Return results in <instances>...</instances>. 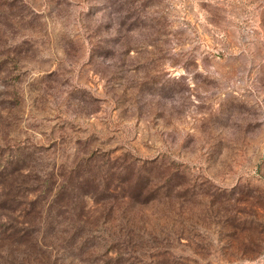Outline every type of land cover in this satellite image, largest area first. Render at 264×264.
<instances>
[{
    "label": "rangeland",
    "instance_id": "374dc122",
    "mask_svg": "<svg viewBox=\"0 0 264 264\" xmlns=\"http://www.w3.org/2000/svg\"><path fill=\"white\" fill-rule=\"evenodd\" d=\"M56 261L264 264V0H0V264Z\"/></svg>",
    "mask_w": 264,
    "mask_h": 264
},
{
    "label": "trees",
    "instance_id": "16d2710c",
    "mask_svg": "<svg viewBox=\"0 0 264 264\" xmlns=\"http://www.w3.org/2000/svg\"><path fill=\"white\" fill-rule=\"evenodd\" d=\"M147 177L148 178L151 174H152V171L151 173L145 171ZM141 174L142 172H140V170L138 171L137 173V177L138 179L140 180V177H141ZM14 233L16 234L14 236L15 239H13L12 237L10 238L11 240L15 241L17 240L16 243H18V247H21V246H25V243H29L30 246H31V249L33 250L34 254L36 255V260L37 261H33V262H36V263H39L38 261L39 260H42L41 262H44V260H46L44 257H45V252L44 251V248H47L45 247L44 245L41 244V240L40 238H42V236L44 235V233H42L41 231H35L34 229H26L24 231H14ZM62 248L64 247H56L55 250H62ZM83 247L81 248H77L79 251H84L82 249ZM49 258V257H48ZM12 264H22V263H19V262H13ZM54 264H58V261H56V263Z\"/></svg>",
    "mask_w": 264,
    "mask_h": 264
}]
</instances>
